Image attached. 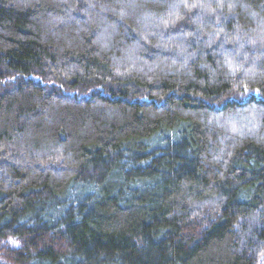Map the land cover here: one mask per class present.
I'll return each instance as SVG.
<instances>
[{
	"label": "trees",
	"instance_id": "16d2710c",
	"mask_svg": "<svg viewBox=\"0 0 264 264\" xmlns=\"http://www.w3.org/2000/svg\"><path fill=\"white\" fill-rule=\"evenodd\" d=\"M0 264H264V0H0Z\"/></svg>",
	"mask_w": 264,
	"mask_h": 264
}]
</instances>
